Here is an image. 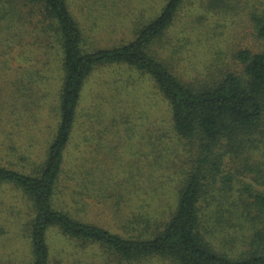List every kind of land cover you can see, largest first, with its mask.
<instances>
[{"label":"trees","instance_id":"obj_1","mask_svg":"<svg viewBox=\"0 0 264 264\" xmlns=\"http://www.w3.org/2000/svg\"><path fill=\"white\" fill-rule=\"evenodd\" d=\"M185 1L168 0L153 18L133 22L132 39L101 48L88 43L70 0H0L4 54L23 52L28 64L36 57L28 50L40 54L55 41L62 51L58 120L44 160L15 168L0 158V185L20 190L30 208L25 223L30 264H55L52 231L77 250L102 252V261L78 258L70 264H264V1L250 16L255 46L234 53L230 69L197 75L177 67L178 47L170 41ZM111 66L154 81L169 104L178 146L186 149L184 164L173 166L178 181L170 201L158 196L161 207L155 210L145 200L130 213L117 209V232L82 219L76 208L67 211L60 199L63 180L70 177L67 153L81 122L85 86L96 71ZM4 110L0 100V127L7 121L19 128L16 110L8 120ZM2 140L0 148H7ZM89 174L85 171L80 185L86 199L103 184L95 178L87 183Z\"/></svg>","mask_w":264,"mask_h":264},{"label":"rangeland","instance_id":"obj_2","mask_svg":"<svg viewBox=\"0 0 264 264\" xmlns=\"http://www.w3.org/2000/svg\"><path fill=\"white\" fill-rule=\"evenodd\" d=\"M263 1L186 0L170 37L179 51L177 67L189 75L207 73L210 68L215 72L230 69L234 53L256 44L250 16ZM70 2L88 43L106 48L122 37L132 39L133 22L153 18L168 0H109L104 6L99 0ZM0 48V100L7 108L5 119L16 110L20 122L19 128L7 121L0 127V145L2 138L9 144L0 148V158L15 168H32L44 160L55 133L62 51L55 41L40 54L28 50L36 57L26 64L28 56L23 52L4 54ZM84 95L81 122L68 147L70 177L63 180L60 199L69 207L67 211L76 208L82 219L117 232L119 214L132 212L141 200L154 210L161 207L155 197L170 201L178 181L173 166L184 164L186 149L178 146L169 104L149 76L121 66L106 67L90 77ZM85 171L90 172L87 183L92 178L103 182L100 190H90L93 196L87 199L80 186L85 184ZM120 196L124 199L119 206ZM29 211L20 190L0 185V264H30L25 234ZM49 242L55 264H70L78 258L103 260L96 247L77 250L57 231L50 233Z\"/></svg>","mask_w":264,"mask_h":264}]
</instances>
